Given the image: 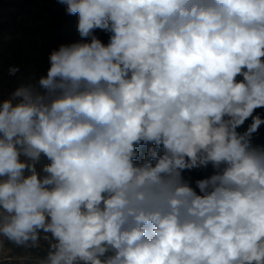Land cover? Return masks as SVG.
I'll use <instances>...</instances> for the list:
<instances>
[{
    "label": "clouds",
    "instance_id": "1",
    "mask_svg": "<svg viewBox=\"0 0 264 264\" xmlns=\"http://www.w3.org/2000/svg\"><path fill=\"white\" fill-rule=\"evenodd\" d=\"M59 3L81 41L0 100V260L264 264V0Z\"/></svg>",
    "mask_w": 264,
    "mask_h": 264
},
{
    "label": "rangeland",
    "instance_id": "2",
    "mask_svg": "<svg viewBox=\"0 0 264 264\" xmlns=\"http://www.w3.org/2000/svg\"><path fill=\"white\" fill-rule=\"evenodd\" d=\"M5 6H9L11 9L12 17L8 22L1 20L0 22L10 23L15 18V14L32 15L35 22L31 24V34L36 38L33 37L35 40L31 41L30 53H21V44L7 52L0 53V71L4 74L3 80L0 81V100L9 98L1 90L5 82L11 83L16 79H22V85L37 84L39 78L45 76L50 67V53L62 44H71L82 39L77 30L78 16L69 15L66 5L59 3V0H0V9ZM12 50H16L14 65L19 69L14 75H10L9 71L5 69L8 63L3 59ZM142 148L143 146H140L138 149L142 150ZM42 163L46 164L48 161L44 159ZM28 251L33 253L35 258L43 257L45 254L44 249H29ZM19 252L21 253V251L17 252L18 255ZM10 255V251L5 250L0 264L13 263L12 260H7ZM28 264H32V262H28Z\"/></svg>",
    "mask_w": 264,
    "mask_h": 264
},
{
    "label": "crops",
    "instance_id": "3",
    "mask_svg": "<svg viewBox=\"0 0 264 264\" xmlns=\"http://www.w3.org/2000/svg\"><path fill=\"white\" fill-rule=\"evenodd\" d=\"M5 1V0H4ZM13 1V0H10ZM35 20L32 18V15H17L15 14V18L10 23H1L0 22V53L7 52L13 47L20 45L21 53H30V45L31 41L35 36L32 33V25ZM35 40V39H33ZM4 74L0 71V81L3 80ZM5 250H9L11 255L9 257L15 258L17 256H24L28 255L29 253L33 255V253L29 252L28 250L17 248L14 245L6 244ZM18 251L19 255L17 254ZM16 253V254H15ZM7 258V260L9 259ZM6 260V259H4ZM13 263L10 264H18L15 259H12ZM32 261H29V263Z\"/></svg>",
    "mask_w": 264,
    "mask_h": 264
},
{
    "label": "trees",
    "instance_id": "4",
    "mask_svg": "<svg viewBox=\"0 0 264 264\" xmlns=\"http://www.w3.org/2000/svg\"><path fill=\"white\" fill-rule=\"evenodd\" d=\"M102 42L105 44L109 40V33L105 31H101L99 29L95 30L94 33ZM260 115L262 118H264V108H258L255 110L254 115ZM251 118L245 121L244 125L238 128V131L243 132L247 129V127L251 124ZM253 143L255 145H259L261 147H264V125H261L258 132L254 134L253 136ZM138 151L141 153V157L143 156L144 152L146 151V146H143L142 150L138 149ZM160 151L162 152L163 149L161 148ZM213 172V168L211 164H209L207 167H201V168H195L192 170H186L183 174L185 178H188L192 181L193 186H195V181L198 179H203L209 175H211Z\"/></svg>",
    "mask_w": 264,
    "mask_h": 264
},
{
    "label": "built area",
    "instance_id": "5",
    "mask_svg": "<svg viewBox=\"0 0 264 264\" xmlns=\"http://www.w3.org/2000/svg\"><path fill=\"white\" fill-rule=\"evenodd\" d=\"M12 17V11L9 8V6H5L2 9H0V20L2 22H8L10 21ZM15 52L16 50H12V52H10L9 54L6 55V58L4 57L3 59L8 63L5 67V69H7V71H9V69L11 67H16L15 64ZM23 81L22 79H16V81L13 82H5V84L2 86L1 90L7 95V97H10L11 94L22 85ZM1 97V96H0ZM43 245V242H42ZM46 247V245H43L41 249L39 250H43Z\"/></svg>",
    "mask_w": 264,
    "mask_h": 264
}]
</instances>
